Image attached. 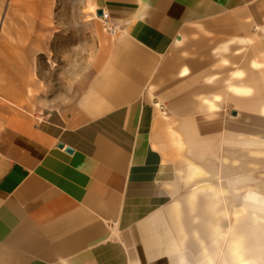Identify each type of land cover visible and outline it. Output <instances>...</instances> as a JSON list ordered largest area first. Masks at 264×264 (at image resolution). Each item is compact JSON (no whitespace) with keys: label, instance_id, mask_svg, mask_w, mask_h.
Instances as JSON below:
<instances>
[{"label":"crops","instance_id":"1","mask_svg":"<svg viewBox=\"0 0 264 264\" xmlns=\"http://www.w3.org/2000/svg\"><path fill=\"white\" fill-rule=\"evenodd\" d=\"M93 3L70 98L0 85V264H264V0Z\"/></svg>","mask_w":264,"mask_h":264},{"label":"rangeland","instance_id":"2","mask_svg":"<svg viewBox=\"0 0 264 264\" xmlns=\"http://www.w3.org/2000/svg\"><path fill=\"white\" fill-rule=\"evenodd\" d=\"M95 10L93 0H0V85L20 109L36 116L70 98L109 29Z\"/></svg>","mask_w":264,"mask_h":264},{"label":"water","instance_id":"3","mask_svg":"<svg viewBox=\"0 0 264 264\" xmlns=\"http://www.w3.org/2000/svg\"><path fill=\"white\" fill-rule=\"evenodd\" d=\"M104 14H103V11L101 10V9H97L96 10V16H98V17H102ZM234 114V113H233ZM66 151H68V152H70L71 151V149L70 148H66L65 149Z\"/></svg>","mask_w":264,"mask_h":264},{"label":"bare ground","instance_id":"4","mask_svg":"<svg viewBox=\"0 0 264 264\" xmlns=\"http://www.w3.org/2000/svg\"><path fill=\"white\" fill-rule=\"evenodd\" d=\"M105 17V16H104Z\"/></svg>","mask_w":264,"mask_h":264},{"label":"built area","instance_id":"5","mask_svg":"<svg viewBox=\"0 0 264 264\" xmlns=\"http://www.w3.org/2000/svg\"><path fill=\"white\" fill-rule=\"evenodd\" d=\"M105 16V15H104Z\"/></svg>","mask_w":264,"mask_h":264}]
</instances>
